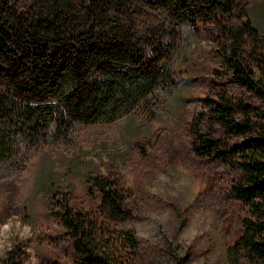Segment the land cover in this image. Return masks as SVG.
Segmentation results:
<instances>
[{
    "label": "trees",
    "instance_id": "16d2710c",
    "mask_svg": "<svg viewBox=\"0 0 264 264\" xmlns=\"http://www.w3.org/2000/svg\"><path fill=\"white\" fill-rule=\"evenodd\" d=\"M245 3L0 0V161L76 123L111 121L181 78L203 83L189 145L221 165L238 202L239 232L226 246V264H264V34L244 14ZM184 29L209 40L216 66L208 71L194 55L179 61ZM95 178L105 209L129 217L111 178ZM65 195L53 209L68 261L42 264L139 263L131 227ZM29 257L12 242L0 264H30ZM173 264L187 263L177 256Z\"/></svg>",
    "mask_w": 264,
    "mask_h": 264
},
{
    "label": "rangeland",
    "instance_id": "374dc122",
    "mask_svg": "<svg viewBox=\"0 0 264 264\" xmlns=\"http://www.w3.org/2000/svg\"><path fill=\"white\" fill-rule=\"evenodd\" d=\"M244 14L264 34V0H246ZM183 34L179 61L197 56L208 71L220 62L209 40ZM203 86L181 78L111 121L76 123L0 161V256L20 242L30 264L68 261V238L53 209L66 194L131 227L138 264H173L177 256L187 264H226V246L239 232L238 202L221 165L189 145L187 125L200 110ZM96 175L111 178L129 217L105 209Z\"/></svg>",
    "mask_w": 264,
    "mask_h": 264
}]
</instances>
